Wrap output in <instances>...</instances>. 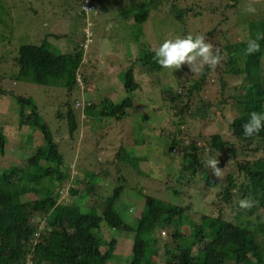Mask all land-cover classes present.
<instances>
[{
    "label": "rangeland",
    "instance_id": "obj_1",
    "mask_svg": "<svg viewBox=\"0 0 264 264\" xmlns=\"http://www.w3.org/2000/svg\"><path fill=\"white\" fill-rule=\"evenodd\" d=\"M117 1L118 3L115 4L114 0H91L90 5L93 7L88 12L83 9L86 0H18V3L12 1L8 3L10 6L18 5L14 21L16 27H19V33L15 35V33L1 32L3 27L0 26V88L4 90V94L0 93V131L2 130L8 139L4 147L5 153H2L0 149V175L4 174V169L11 166L15 156L19 160H22L25 155L31 156L36 148L44 143L42 129L33 128L32 123L26 122V117H24V122L21 121L19 99L25 98H33L36 101L42 121L58 141L61 138L64 141L71 138L67 127L65 102L68 99L75 100L73 101L74 108L79 110L77 107H80L81 111L83 110L84 117L82 119L81 116V125H79L81 133L76 138L77 140L74 143L70 141L69 145L62 144L64 141L61 142L63 145L61 149L65 152L75 147L69 153L68 160H71L72 164L66 170L71 177L77 173L85 176L84 169L87 168L102 173L108 169L107 166L112 167L117 157L120 140H123L124 144L137 148L138 156L146 158L142 162V173L133 174L141 182L139 183V186L142 184L140 188L142 187L145 193L158 199L163 198L165 192L168 191V181L172 185L171 188L174 187L176 191L178 188L179 190L184 188V185L180 186L170 178L172 174L170 166H174L172 163L180 164L184 146L196 142L200 147H209V140L217 133H221L225 139L239 146L240 141L233 137L231 124L241 112L237 97L245 94L242 88L244 79L241 76L225 74L227 82L224 87L218 82L219 74H213L210 82L207 81L205 89L201 92L203 99L197 94L195 101H192V111H195L196 116L191 117L192 111L187 112L186 124L180 128L177 126V122L181 121L178 113L181 106L191 104V102L187 96H184L185 100L174 103L168 94L171 90L170 84L174 87L173 92L186 94L185 89L187 90L189 85L185 88V84H192V81L199 79L203 69L192 72L187 63L174 71L167 68L168 70H157L153 73H147L143 67L137 66V78L144 89L138 91L135 104L142 111L138 114L134 109L127 108L130 120L129 118L120 121H116L115 118L104 119L101 125L97 123V128H100L97 132L85 123L99 116L100 102L104 97L118 102L127 96L122 73L132 65L131 59L140 47L135 42V32H132V29L129 32L126 25H121L120 35L116 33L118 20L124 19L128 23L133 21L131 16L130 18L127 16L134 4L133 0ZM171 3H177L183 15L187 12L184 16L185 21L182 23L173 20L175 15L172 14ZM136 5L135 11L147 7L152 11V16L144 23L145 40L152 48H158L165 40L183 38L182 33L186 30L188 35L197 36L218 27V30L227 32V35L208 39L207 43L211 44L212 50L215 51L217 43L227 44L247 40L248 32L245 30L248 27L247 23L260 22L264 19V0H138ZM190 8L193 9L192 12L187 11ZM250 8L254 11H248ZM8 10L3 8L0 1V18L9 17ZM196 11L202 12L203 15L194 17ZM90 24L93 28L94 41L89 49L87 48L88 60L86 63L83 60L78 70L79 78L81 74L85 75L90 82L89 90L76 89L77 91L69 93L67 88L16 80L15 74L18 68L15 56L19 45L24 43L38 45L48 38L49 41L61 47L64 53H70L76 46L82 42L85 43L86 30ZM53 34L60 35V38H55ZM88 40L91 41L90 38ZM81 81L83 82L82 77ZM91 102L96 103V108H91ZM203 106H206L204 108L207 118H202L203 114L198 113V108ZM133 120L140 121L138 128L132 124ZM174 138H178L182 146L179 145L178 150L172 152L170 144ZM129 149L131 150V147ZM239 154L237 160L228 153H219L215 159L210 160L218 161V176L214 175L213 169L208 166V161L206 169L213 176L212 179H217L218 182L214 183L212 180L213 183L203 184L200 190H193L185 195V205L191 204L190 201H195L192 209L189 210L194 222L201 224L204 215L212 217L221 215L236 223H241L247 218L257 219V216H260L261 222H264L262 209L254 206L255 209L251 210L239 206L241 200L252 201L247 194V197L242 198L244 192L239 189H233L236 193L233 200H225L224 192L228 186L229 174L239 176L238 169L241 166H253L259 158H264V144L258 153L243 152L239 149ZM207 155H210L209 149H207ZM236 161L240 162L239 165ZM79 165L84 168L82 171L78 169ZM111 171L115 170L111 168ZM244 172L237 180L239 186L247 183L249 179L245 170ZM72 179L73 177L65 183V187L56 189L60 192L61 201L73 202V196L69 190L77 188ZM93 182L95 186L93 185L94 188L84 204L102 209L107 197L121 183L113 180V177L102 181L93 179ZM53 188L46 189L49 190L48 194L53 191ZM77 197L78 195H75L76 199ZM165 197L164 199L171 200L167 198L168 196ZM182 199L185 198L175 195L172 200L179 204ZM114 203L117 208L123 209L126 228L122 232L102 228L101 233L96 230L95 235L98 239L103 238L107 242L115 238H126L128 244H125V241V248H117L116 251L117 254L123 253L129 256V248L132 249L133 246L128 241L133 240L135 236L132 227H138L137 219L144 212L145 200L141 193L132 191V193L125 194L124 200L116 199ZM41 224H46V222ZM179 228L180 226L175 224V218L158 226L155 234L156 243L152 250L150 249L151 252L145 254V250L138 249V255L142 257L144 264H168L166 245L171 250L180 243L174 238ZM182 229L185 234L193 232L191 225L189 227L184 225ZM85 233L89 234V230ZM259 240H264L263 234H259ZM206 242H209V239L198 240L195 243L194 252H198L206 245ZM109 264H122V262L118 263L117 258L114 257Z\"/></svg>",
    "mask_w": 264,
    "mask_h": 264
},
{
    "label": "trees",
    "instance_id": "obj_2",
    "mask_svg": "<svg viewBox=\"0 0 264 264\" xmlns=\"http://www.w3.org/2000/svg\"><path fill=\"white\" fill-rule=\"evenodd\" d=\"M0 1L3 8L10 10H8L9 17L0 18L2 21L0 26L3 27L1 32L16 35L19 33V27H16L14 19H16L18 5L10 6L8 3L11 1L18 3V0ZM133 2L135 5L130 3L133 5L132 9L126 10L128 11L127 17L131 16L133 21L128 23L124 19L118 20L119 25L115 30L120 35L121 25H126L129 32L131 29L135 32V42L140 46L131 59L132 65L122 73L127 96L118 102L109 97L103 98L100 102L99 116L93 117L89 123L85 122L92 130L96 129L95 132L100 129L97 128V123L101 125L104 119L115 118L116 121H120L129 118L127 108L134 109L138 114L142 111L135 104L138 91L144 89L137 78V66L143 67L147 73L168 70L158 65L154 59L156 48H152L145 40L144 23L152 16V11L148 7L135 11L138 0H133ZM114 3L117 4L118 1L114 0ZM86 4L83 9L88 12L93 6L89 3L90 8L87 9ZM171 7L172 14L175 15L173 20L175 22L178 20L180 23L185 21L184 16L187 12L183 15L177 3H171ZM187 11L192 12L193 9L190 8ZM202 15V12L196 11L194 17ZM247 25L248 27L245 28L248 32L247 40L227 44L217 43L221 56L219 64L215 68L205 65L199 79L192 81V84H185V88L189 85L187 90L185 89L186 94L173 92L174 87L170 84L171 90H168V94L174 103L182 102L184 96H187L191 102V104L182 105L178 112L181 118V121L177 122L179 128L186 124V114L192 111V101H195L196 95L199 94L203 99L201 92L205 89L207 81L210 82L213 74H219L218 82L224 87L227 82L225 74L241 76L244 79L242 88L245 90L244 96L237 97L241 112L231 124L233 137L240 141L239 146L225 139L221 133L212 136L209 140V147H200L196 142L184 146L180 164L172 163L174 166H170L171 180L180 186L184 185V188L180 190L178 188L176 191L174 187L171 188L172 185L168 181L169 189L165 192V196L171 200L164 199L163 195H159L163 197L161 198L163 200L155 198L145 193L142 187L140 188L142 184L139 186L141 182L133 173H142V162L146 158L137 155L138 151L135 146H128L120 140L117 157L112 167L107 166L108 169L97 173L79 165L78 169L81 171L84 169L85 176L78 173L72 176V181L77 188L69 190L73 196V202L61 201L60 192L56 189L65 187V183L72 178L66 170L72 164L71 160H68L69 153L75 148L72 147L70 151L65 152L61 147L62 144L69 145L70 141L74 143L77 140L76 138L81 133L79 125H81V116L82 119L84 117L83 110L81 111L80 107H77L79 110L74 108L73 101L75 100L68 99L65 102L67 127L71 138L66 141L61 138L58 141L42 121L36 101L33 98L19 99L21 121L24 122V117H26V122L32 123L33 128L42 129L44 143L39 145L31 156L25 155L22 160L15 156L11 166L4 169V174L0 175V264H109L114 257L117 258L118 263L122 262V264H144L142 257L138 255V249L145 250L143 251L145 254L151 252L156 243L155 234L158 226L172 218H175V224L180 226L174 234L175 240H179L180 243L171 250L166 245L168 264H264V240H259V234L264 235V222H261L260 216H257V219L247 218L241 223H236L221 215L217 217L204 215L202 223L198 224L191 219L189 214L195 201H190L191 204L185 205V195L193 190H200L203 184L213 183V176L206 169L208 161L215 159L219 153L231 154L237 160L240 156L239 149L243 152L258 153L263 147L264 131L253 137H246L243 134V125L248 122L250 114L252 112L264 113V39L259 40V52L252 55L245 53L249 39H255L258 35L264 36V19L260 22H248ZM92 29L90 24L86 30L85 43L82 42L70 53H64L61 47L49 41L48 38L38 45L28 43L19 45L15 56L18 68L15 74L16 80L67 88L69 93L77 91L76 89L89 90L90 82L85 75L81 74L79 78L78 70L83 60L85 63L88 60V49L94 41ZM187 32V30L184 31L182 37L187 36ZM200 35H204L208 42L210 38L226 36L227 32H222L216 27ZM53 36L60 38L57 34ZM89 38L91 41L88 40ZM0 93L4 94L2 88H0ZM204 107L206 106L198 108V113L203 114L202 118H207ZM91 108H96L95 102H91ZM190 116L195 117V111H192ZM131 122L137 128L140 125L139 120ZM7 140V136L1 130L0 149L2 153H5L4 147ZM62 141L64 143L61 144ZM179 145L182 146L181 141L174 138L170 144L171 151L178 150ZM207 149L210 155H207ZM236 163L239 165L240 162L236 161ZM254 165L241 166L238 169L239 176L229 174L228 186L224 192L225 200H233L236 196L233 189L237 188L244 192L242 198L247 197V194L252 199L253 206L247 209L253 210L257 207L264 213V158H259ZM89 167L92 168V166ZM111 168L115 171H111ZM243 169L249 179L247 183L239 186L237 180L242 172L245 173ZM111 177L121 184L107 197L102 209L85 206L84 203L94 188L93 179L102 181ZM213 181L218 182L217 179ZM47 188L49 190L53 188V191L48 194ZM132 191L141 193L145 204L142 216L137 219L138 227L134 228L131 225L135 236L133 240L128 241L133 247L129 248V256H126L121 252L117 254L116 251L117 248H125V241V244H128L126 238H115L107 242L103 238L99 240L95 233L96 230L101 233L102 228L119 232L126 228L123 209L117 208L114 201L124 200L125 194L132 193ZM75 195H78L77 199ZM175 195H180L185 199L177 204L172 200ZM42 222L46 224H41ZM184 225L193 226V232L183 233L182 226ZM87 230L89 234L85 233ZM208 239L209 242H206L204 247L194 252V246L198 240Z\"/></svg>",
    "mask_w": 264,
    "mask_h": 264
},
{
    "label": "clouds",
    "instance_id": "obj_3",
    "mask_svg": "<svg viewBox=\"0 0 264 264\" xmlns=\"http://www.w3.org/2000/svg\"><path fill=\"white\" fill-rule=\"evenodd\" d=\"M248 11L253 12L250 8ZM264 36L258 35L255 39H249L245 53L252 55L260 51L259 40ZM154 59L162 68L180 69L187 63L192 72L199 71L205 65L209 68H215L221 59L219 49L215 52L212 45L206 42L204 35H187L183 38L174 40H165L158 48L155 49ZM264 131V113L252 112L249 120L243 125V134L246 137H253ZM218 161H209L208 166L213 169L214 175L218 176ZM241 208H251L252 202L244 199L239 202Z\"/></svg>",
    "mask_w": 264,
    "mask_h": 264
},
{
    "label": "built area",
    "instance_id": "obj_4",
    "mask_svg": "<svg viewBox=\"0 0 264 264\" xmlns=\"http://www.w3.org/2000/svg\"><path fill=\"white\" fill-rule=\"evenodd\" d=\"M86 3H87V4H86V8L89 9V8H90V7H89L90 0H86Z\"/></svg>",
    "mask_w": 264,
    "mask_h": 264
}]
</instances>
